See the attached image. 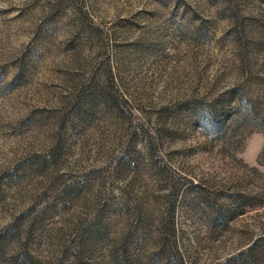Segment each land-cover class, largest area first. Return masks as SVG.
<instances>
[{"label":"rangeland","instance_id":"obj_1","mask_svg":"<svg viewBox=\"0 0 264 264\" xmlns=\"http://www.w3.org/2000/svg\"><path fill=\"white\" fill-rule=\"evenodd\" d=\"M0 264H264V0H0Z\"/></svg>","mask_w":264,"mask_h":264}]
</instances>
